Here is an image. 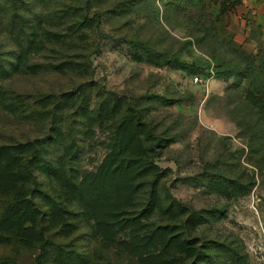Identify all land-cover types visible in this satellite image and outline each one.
<instances>
[{
	"label": "rangeland",
	"instance_id": "1",
	"mask_svg": "<svg viewBox=\"0 0 264 264\" xmlns=\"http://www.w3.org/2000/svg\"><path fill=\"white\" fill-rule=\"evenodd\" d=\"M239 2L0 0V264H264V0Z\"/></svg>",
	"mask_w": 264,
	"mask_h": 264
},
{
	"label": "built area",
	"instance_id": "2",
	"mask_svg": "<svg viewBox=\"0 0 264 264\" xmlns=\"http://www.w3.org/2000/svg\"><path fill=\"white\" fill-rule=\"evenodd\" d=\"M200 76L201 75H195L194 76V82L195 83L202 82V77H200ZM213 77H214V72H213V70H210L209 75H208V79H212Z\"/></svg>",
	"mask_w": 264,
	"mask_h": 264
},
{
	"label": "trees",
	"instance_id": "3",
	"mask_svg": "<svg viewBox=\"0 0 264 264\" xmlns=\"http://www.w3.org/2000/svg\"><path fill=\"white\" fill-rule=\"evenodd\" d=\"M239 1H240V2H239V4H240V3H241V0H239ZM239 4H238V5H239Z\"/></svg>",
	"mask_w": 264,
	"mask_h": 264
}]
</instances>
